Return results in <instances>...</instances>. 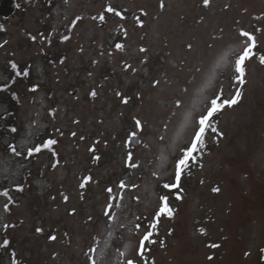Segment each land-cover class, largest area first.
Wrapping results in <instances>:
<instances>
[{
  "label": "rangeland",
  "instance_id": "rangeland-1",
  "mask_svg": "<svg viewBox=\"0 0 264 264\" xmlns=\"http://www.w3.org/2000/svg\"><path fill=\"white\" fill-rule=\"evenodd\" d=\"M16 1L0 19V82L20 64L16 92L0 91V192L9 197L0 194V241L11 240L15 264H264V0ZM241 30L255 48L237 84ZM237 89L179 189L163 188L176 183L175 158L210 100ZM6 92L16 100L11 137ZM132 132L138 145L127 143ZM160 196L172 215L153 227ZM0 264H10L4 249Z\"/></svg>",
  "mask_w": 264,
  "mask_h": 264
},
{
  "label": "snow or ice",
  "instance_id": "snow-or-ice-1",
  "mask_svg": "<svg viewBox=\"0 0 264 264\" xmlns=\"http://www.w3.org/2000/svg\"><path fill=\"white\" fill-rule=\"evenodd\" d=\"M204 6L208 7L209 6V0H203ZM17 7H19V5H17ZM160 7L163 8L164 7V3L163 0H161V4ZM108 12H113L114 9H112L111 7L107 8ZM116 15L120 16L121 13L120 12H115ZM142 14H146V13H142ZM80 17L76 18V21L80 20ZM100 19L103 20L104 16L101 15ZM76 21H73V24L76 23ZM138 23L140 24V26H142V21L138 20ZM240 37L245 39L246 41V45L243 46L240 50V52L237 54V59L235 61L236 67L234 68V72L235 75L233 77V79L236 81L237 84H241L243 82L244 79V75H245V66H246V62L249 61L252 56H253V51L255 48V37L247 32V31H243L241 30L240 32ZM33 39H35V37H33ZM64 40L69 39V37L65 36L63 38ZM122 47L121 44L117 43L116 44V48L120 49ZM188 49L191 50L192 49V44L188 43L187 45ZM141 51H144V49H141ZM260 61L261 63H264V56L260 57ZM13 68L16 67L15 64L12 65ZM27 74V73H25ZM159 81H156L155 84H158ZM154 84V86H155ZM92 96H95L96 93L95 91H93L91 93ZM240 97V91L239 89H237L235 91V94L231 97V99H227V100H223V102H219L221 97L219 94H217L214 98H212L210 100V106L206 107V111H203L202 114L199 117V120L197 122V126L195 129V135H193L191 137V141L190 143L186 146L183 147L180 151V154L177 158H175L174 161V171H175V180L176 183L173 184H164L163 188L165 189H179L180 185L179 182L182 178V175L184 173V170L189 166V164L193 161V159L196 157V154L200 151H202L204 149V147L206 146L205 144V133L206 131L211 128L213 133L217 132V129L215 127L212 126V119L214 118V115L217 114L218 112H220L225 106H230V105H234L237 100ZM179 106V105H178ZM137 129L139 131L143 130V125L141 123V121L139 119H137L135 121ZM11 131H15V128H12ZM73 135H75V133H73ZM133 137L136 136L135 133L131 134ZM135 142H139L138 139L135 140ZM56 143V141L54 140H47L43 143V145H37L35 147H29L27 150V154L28 156H32L33 153H39L41 151V147L43 148H48L49 145H54ZM10 150L12 151V153L16 156H20L22 155L21 151H17V149L15 148V146H9ZM129 166L130 167H137V165H135L132 161L134 160V154L130 153L129 157ZM120 187L123 189L126 187L125 183L123 181H121ZM22 190V189H21ZM109 192H111V189H108ZM219 188H213V192H218ZM6 195V193H5ZM65 200H67V197H65ZM115 203V201H114ZM159 208L156 211V216L154 217V223H153V227H155V221H157L160 217L162 216H171L172 215V210L168 205V197L167 196H160L159 198ZM116 206H118V204H116ZM7 207V206H5ZM105 216L106 219H108L109 221H111L112 219H114V214L112 213V205H109L106 212H105ZM137 228H139V225H137ZM37 231H40V229H37ZM204 230L201 229V232H203ZM151 233H147L145 234V236L143 237V239L140 241L141 244V248L138 251V255L143 256V246L145 241H147L150 237ZM55 237H50V239H54ZM8 241H5V244L7 245ZM163 244V242H161ZM211 247L215 248L218 247V245H211ZM90 252H94L95 249H89ZM261 252H264V249H261ZM247 255V253H246ZM209 259H211V257H209ZM89 264H95V259H93L92 257H89ZM128 264H134L133 261H128Z\"/></svg>",
  "mask_w": 264,
  "mask_h": 264
},
{
  "label": "trees",
  "instance_id": "trees-1",
  "mask_svg": "<svg viewBox=\"0 0 264 264\" xmlns=\"http://www.w3.org/2000/svg\"><path fill=\"white\" fill-rule=\"evenodd\" d=\"M9 72H10V74H9V81L7 82V83H4L2 86H0V91L2 90H5L7 87H11V89H10V91L11 92H16V89H15V84H12L13 83V81H14V75H15V73L13 72V70H10L9 69ZM30 74V73H29ZM28 74V76L30 77V75ZM26 75V74H25ZM27 80H28V78H27ZM6 94H7V98H6V101H7V104L9 105V110L4 114L5 115V120H7V121H9V123L15 128L16 127V124H15V122H14V118L13 119H11V117H12V113H15V106H16V100L15 99H13V97L10 95V93H7L6 92ZM8 115H9V118H8ZM11 127V126H10ZM17 128V127H16ZM9 132H11V133H14L13 131H11V129L6 133L8 136H10V134H9ZM15 132H16V129H15ZM11 137V136H10ZM13 140V139H12ZM11 140V141H12ZM25 179H26V176L24 175L21 179H20V182L18 183V184H15L13 187H12V189L13 190H19V188L21 189V187L23 186V182L25 181ZM3 189H5V188H3ZM6 191H8L7 189H5ZM0 191H1V189H0ZM0 193H2V194H5L6 192L5 191H2V192H0ZM7 195V194H6ZM2 242H1V246H0V251L2 250V249H4V250H6L7 251V253L9 254V257H10V263L11 264H15V261H16V259H17V257L15 256L14 257V255H13V249L10 247V245H9V243L11 242V240H9V239H7L6 238V235L4 234V233H2ZM5 241H8V243H7V245L5 244Z\"/></svg>",
  "mask_w": 264,
  "mask_h": 264
},
{
  "label": "water",
  "instance_id": "water-1",
  "mask_svg": "<svg viewBox=\"0 0 264 264\" xmlns=\"http://www.w3.org/2000/svg\"><path fill=\"white\" fill-rule=\"evenodd\" d=\"M14 0H2L0 2V15L3 17H7L9 14H11L14 10V8L12 7ZM137 136L133 137L132 135H130V137L128 138V140L131 143H137L135 142V140H137Z\"/></svg>",
  "mask_w": 264,
  "mask_h": 264
}]
</instances>
